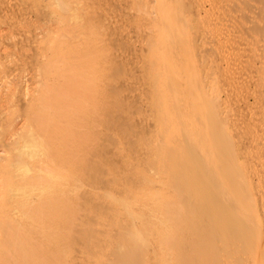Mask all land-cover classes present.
<instances>
[{
	"label": "rangeland",
	"instance_id": "rangeland-1",
	"mask_svg": "<svg viewBox=\"0 0 264 264\" xmlns=\"http://www.w3.org/2000/svg\"><path fill=\"white\" fill-rule=\"evenodd\" d=\"M47 83L79 89L90 134L81 164L51 163L84 218L64 264H117L134 227L179 238L170 264H264V0H0V167Z\"/></svg>",
	"mask_w": 264,
	"mask_h": 264
},
{
	"label": "bare ground",
	"instance_id": "bare-ground-1",
	"mask_svg": "<svg viewBox=\"0 0 264 264\" xmlns=\"http://www.w3.org/2000/svg\"><path fill=\"white\" fill-rule=\"evenodd\" d=\"M78 58L76 59L80 60ZM50 86L47 83V88L43 87L45 88L44 91L41 90L43 92L40 91L38 94L40 95L39 100L35 99L37 101V103L34 102L36 105L32 104L37 110H40L37 111L38 113L36 112L37 114H32V112H35L34 108L32 107V111L28 107L32 111L31 114L35 116L33 118L30 116L32 118L30 123L23 124L22 138L15 149L14 155L10 157L6 164L0 167V171L4 173H2L3 190L0 187V233H3V236L0 237L3 238L0 244V264H53L54 260H58L56 263L60 264L59 259L64 264L65 260L62 256L67 253L63 248L64 242L69 241L71 234L76 229L75 227L82 225V221L84 222L82 213H79L81 210L71 213V209H67L69 207H67L68 203L70 205L71 202L69 196L72 194L71 192V194H67V190L69 192L68 184L70 183L67 179L68 175L66 177L63 174L65 171L61 175L60 172L58 173L59 170L55 169L58 163L59 165L62 163L69 166V164L76 161V163L81 164V161L86 160L79 150V146L86 140L84 135L86 131H82L84 132L83 135L79 133L82 126L79 128L81 123L78 124L80 120H78V117L82 119V116L78 113L80 107H78V102L75 101V90L78 88L75 87L74 89L72 87L74 89L72 91L75 93L73 94L70 91L71 87L68 90L65 87L60 89L58 86V89H60L58 90L57 86H55L56 88ZM80 88L82 87L80 86ZM79 97L77 98L79 99ZM87 108L90 109L91 107ZM88 109L84 110L87 111ZM70 110H72V113L77 111L79 116L76 118L73 115H68L67 113ZM95 110L92 112H95ZM84 115L86 114L84 113ZM85 122L83 126L86 125ZM86 135L90 136L88 133ZM83 155L86 157L87 154L84 153ZM87 156L89 157V155ZM88 160L90 161V157ZM54 162L58 163L53 169L51 163ZM60 167L57 168L60 169ZM63 170L62 168L61 171ZM72 180L74 181V178ZM71 186L70 189L74 187ZM177 190H179V187ZM75 191L79 190L75 189ZM72 192L74 193V190ZM76 196L77 194L74 197ZM70 197H73V194ZM177 217L179 218V215ZM133 220L135 221L134 224H137L141 219L134 218ZM175 224L176 218L169 213H162L158 217H154L152 222L159 233L165 230L171 231ZM70 231L73 233H70ZM125 233L131 235L133 240L130 242L128 238L118 237L119 242L123 241L120 242V245L117 244L120 247L117 246L116 248L115 244V249H113L117 264H138V257L142 256L143 259L145 256L151 255L153 250L169 251L165 259L166 264H170L173 260H179V238L172 240L170 236H165L166 241L159 239L156 244H152L146 234L139 233L136 227L133 230H120L118 236H123ZM51 242H59L60 245L63 242L64 244L57 245L59 247L57 248L58 251L55 250L56 252L53 253L54 250H50L51 245L47 247ZM67 246L68 243H66ZM51 260L53 261L50 262ZM56 263L54 262V264Z\"/></svg>",
	"mask_w": 264,
	"mask_h": 264
}]
</instances>
